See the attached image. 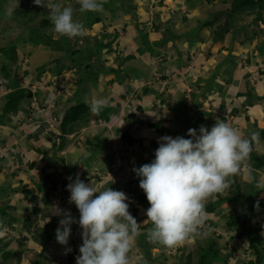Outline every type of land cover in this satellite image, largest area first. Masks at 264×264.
Here are the masks:
<instances>
[{"label":"crops","instance_id":"0c3cea01","mask_svg":"<svg viewBox=\"0 0 264 264\" xmlns=\"http://www.w3.org/2000/svg\"><path fill=\"white\" fill-rule=\"evenodd\" d=\"M143 3L144 1H141L140 5L145 4ZM142 10H144L143 7ZM183 10L178 8L174 11L175 18L177 20L178 18L181 19L177 22L179 25L172 22L169 23L167 20L164 21V18L161 16L162 12L158 11L155 12L154 16L161 24L158 25L154 21L147 30L148 32L143 30L136 33L131 32V29L141 28L136 26V24L131 25L130 15L127 22L125 20L127 15H123V23L115 26L116 28H122V33L119 34L117 31L110 33L108 31L107 35L104 36V33L101 32L100 39L98 40V42L103 43V47L107 48V54H102L100 57L102 63H108L106 68L111 69L113 67L114 70H120L132 58L140 60L146 67L145 71L142 69L134 71L127 69L128 72H122L120 76L113 74V71L109 73L110 69H107L104 72V79L106 84H111V86L108 89L106 88V92L103 95H99L100 97L97 100L103 101L104 107L98 114L94 113L98 118H109L110 114L115 111V105L120 102L119 98H122L126 94L136 95L140 102L139 106H137L139 116L142 120H147L145 121L146 125L143 126L142 135L135 137L132 135L135 138L132 146L136 147V149L129 153V169L124 171L121 167H116L115 169H112L113 166L110 167V164L112 165L113 153V148H111L112 142L109 137L104 138L99 136V134H96V131H93L94 129H90L92 127L88 125L85 116L71 123L63 133H61L58 127L59 121L56 122L50 131H44L45 129H42L44 125L41 128L37 127V123L34 121H31V123L27 121L24 124L20 120H26L27 115H29L24 105L18 111L0 116V194L3 195L0 197V206L7 214L6 217H2L7 232L3 238H0V254L4 249L16 252V248L23 246L32 250L35 254L36 251H45L46 247L52 244L59 245L62 251L64 247L57 243L55 232L45 246L40 244V240L44 234L45 226L49 222H55L58 227L59 219L62 218L56 216L51 211L52 205L58 204L61 209L69 211L71 215L73 212L79 213L75 205L69 203L70 193L66 190L69 183L66 178L69 176L75 178V175L79 173L82 181L89 185L93 184V186L100 190L110 187L112 190L122 191L126 196H137L138 194L124 182L130 174L135 175L134 168L151 163L155 159L154 153L158 147L157 141L160 137L167 135L175 138L180 135V131L177 128L183 132L188 130L184 124L179 125L178 119L182 122V118L186 117L187 124H189L188 121L191 122L192 119L195 120L196 118H203L208 115L207 118H203L206 124L203 123L201 125L210 130L214 125L211 123L212 119L218 118L216 114L221 111L219 116L222 117V120L220 121H223V117L231 115L228 118L229 122H232L231 126L238 128L240 132L253 125L259 127L258 125L263 121L264 117L261 114L260 106L256 112L257 107L254 105L257 106V104L251 103L253 100L248 91L246 89L244 91H236V85L241 75H247L246 77L249 82L250 73L247 70L254 68L252 63L257 64V59L251 54V57L246 58V61L249 63L244 60H241L242 64L235 63L236 59L233 58L232 50L236 49L237 45H232V48L231 44L227 46L223 45L222 40L224 41L225 35L222 39L213 42L219 51L218 55L210 53L209 48L211 46H208L207 49L202 48L204 40L199 37H203L207 32H210L209 29L207 30L203 26L206 25L203 22L211 21L209 18L213 17L210 12L205 18H200L198 17L199 15L196 17L197 14L191 16V13L199 12L195 8H192L191 11L185 9V12L189 11V14L185 15L183 14ZM176 15H178V18ZM140 19L141 14L138 13V17L132 19V21L139 22ZM194 19L195 24H193ZM194 27L196 30L192 33L191 31ZM143 32H145L147 38ZM209 35L211 37V34ZM157 36L162 38L163 41L159 42L160 40L158 39L153 41ZM231 40L233 41V39ZM92 41L94 42V40ZM240 43L244 45L245 42L240 41ZM7 46L2 51L0 50V64L3 62V57L7 55L10 57L14 56V60H19L17 52L9 53ZM12 46L14 50H17L16 45ZM22 47L28 50L32 49L28 45ZM39 50H47L49 52V49L43 46L39 47ZM115 50L120 55L118 62L114 58L113 62L102 60L103 58H111ZM227 54H230L229 60L234 62L233 64L229 60L223 62L222 59H225ZM220 55H222V59L218 60L215 56ZM22 62L24 63L23 66L16 65L13 69L14 73L5 80L6 84L4 86L6 90L4 94L11 92L14 88L13 86L17 87L20 82L30 83L33 81L35 86L38 87L37 89H39L41 100L42 98L45 99L46 95L47 98L51 96L54 99V110L49 115L59 118L73 104L74 90H78L74 83L77 80H75L73 77L74 73H72L75 71V65L69 66L70 68L65 71L68 73H63L62 75L56 70L48 68L44 69L45 71L40 70L38 72L37 68L27 67L30 65L28 58H24ZM27 62L28 65L26 66ZM6 65L2 66L5 67ZM9 67L11 68V66ZM255 67H260V64ZM213 72L215 73L214 79L212 78ZM0 75H3L2 70H0ZM56 79H60V82L55 83ZM193 83L197 85L193 86ZM181 87L188 89L187 96L183 92L184 89L180 90ZM41 88H46L47 93L42 91ZM64 89H67L66 91L68 92L63 93ZM257 89L256 87L254 88L256 92ZM232 92L236 93L237 97L231 101ZM2 97H0L1 107L2 102L5 100V97ZM114 99L115 102H111ZM252 107H255V110ZM131 118L133 119V116H130V120ZM160 118H170V126L168 128L159 127V123L156 122ZM255 119H258V122H253ZM132 121L129 124L130 126L133 124ZM100 126L103 127L97 128L100 135L112 132L109 131L112 125L103 124ZM118 126L121 129L119 133L116 132L119 137L120 133L124 131L130 132L127 126L125 130L121 128L122 124ZM163 129L167 130V134L164 135L162 133ZM81 139L85 141L84 145L92 150L90 153H84L80 157L79 155L82 151L76 147ZM23 140H25L24 144H22ZM78 162L80 163L78 164ZM86 163L90 166L92 173L79 172L77 169L80 164L85 165ZM110 168L111 170L109 171ZM100 178H102V183L99 181ZM252 182L254 181L245 184L247 189L245 194L249 191V194H246V196L250 195L251 200L255 199L258 190H255L254 193L252 192L254 188L252 186L254 183ZM134 183L136 187L139 186V178ZM42 184L44 188H42ZM123 185L125 187H122ZM224 197L226 195L218 194L217 199ZM245 203L250 204L249 207H255V209H252L253 217L255 212L254 219L262 223L263 226L260 233L264 236V222L262 221L264 220V204L260 202L250 203V200ZM237 204L234 200L224 202L217 206L211 214L216 215L217 219L228 214H240L241 204L238 202ZM139 207L142 206L139 205ZM147 209V207L142 208L144 215ZM219 210H223V212H219ZM130 212L132 214V211ZM73 219L76 220L75 218ZM47 220H49L48 223H46ZM143 220H146V218L144 217ZM204 224H206V227L212 226L213 221L211 224L207 221ZM224 226L231 236L234 235V227H228L227 224ZM142 227L148 229L151 226L145 224ZM71 235L73 236V240L76 241L75 249L80 247L82 244L81 230L74 228L72 225ZM241 240L246 241L245 239ZM18 251H23L24 253L23 249ZM58 251H56V258H58V255H61ZM63 252H65V248ZM15 255L17 256V254ZM19 257L18 255L17 258ZM43 257L45 258L41 253L39 260L41 264H45ZM61 257L64 258V255ZM33 260L31 257L27 260V263L33 262ZM245 262L243 263L246 264Z\"/></svg>","mask_w":264,"mask_h":264},{"label":"clouds","instance_id":"9594fccd","mask_svg":"<svg viewBox=\"0 0 264 264\" xmlns=\"http://www.w3.org/2000/svg\"><path fill=\"white\" fill-rule=\"evenodd\" d=\"M6 1L13 4L10 2L11 0ZM6 1L3 0V3L5 4ZM58 1L60 0H29L25 6L18 5L17 9L18 11L24 10L27 5L33 3L38 7L48 9L53 29L59 35L58 39L63 36L70 40L84 35L86 31L84 25L73 18L74 9L71 6H63L57 3ZM78 4L79 11L82 13L85 11L103 13L105 11L104 0H78ZM30 21L26 22L22 17L17 19L14 15L12 23L2 26L3 30L9 29L4 33L8 37L5 39L7 44L16 45L19 39L28 38L30 28L39 27ZM47 27L50 28V23ZM42 30L44 29L42 28ZM44 33L48 34L47 31ZM74 41L75 39H72L71 42L74 43ZM25 45L27 46L29 43H25L23 46ZM6 46H0V50L2 51ZM45 47L51 50L49 47ZM56 59L58 58L53 57L50 58V61L55 62ZM66 62L67 57L63 63ZM4 68L1 66L0 70L3 71ZM0 76V97H5L3 102L14 90L24 88L30 92V96L24 98L15 110L2 114L1 108L0 116L18 111L24 105L29 115L26 114L27 119L20 121H23L24 124L27 121L31 123L37 111L45 109L46 100L40 99L38 87L31 82L19 81L17 87L14 86L11 92L4 94L6 79L2 78L3 75ZM131 95L126 94L125 97ZM125 97L121 99H125ZM50 98L52 97L50 96ZM139 103L137 100V106ZM49 106H54V99L50 100ZM124 106L121 105L119 111L115 108L109 119L113 120L117 114L113 113L116 111L119 116L123 114L125 117L126 114V119L132 116L133 111L130 109L126 111ZM103 107V101L97 100L91 105L90 110L98 114ZM126 108L129 106L126 105ZM61 116L59 118L52 115L46 116L44 121H40L37 116L34 122L39 128L44 125L42 127L45 129L44 131H50L57 121L60 123ZM92 118L94 123L98 124V117L92 116ZM99 121L105 123L102 119ZM105 125H109V123H105ZM187 136L189 137L187 139L183 136L173 138L165 135L160 137L154 153L155 159L151 163L134 168L135 175L130 174L124 182L128 187H136L134 181L139 178L137 188L140 189H132L141 190L149 204L145 213L147 219L142 224L138 223L131 215L130 201L122 191L112 190L110 187L100 190L93 184L89 185L82 181L79 173L75 175V178L72 176L66 178L69 181L66 188L70 193L69 203L74 204L77 208L79 220H74L71 213L61 209L58 204L52 205L51 211L56 216L62 217L59 219L55 237L57 243L65 248V254L72 251L68 247L72 224L78 223L81 229L82 244L79 247V255L76 257L75 264H134L129 253L136 238L142 234L141 226L149 223L152 225L146 232L149 241L166 249L179 248L198 234V230L208 215L206 204L209 199H214L217 194L228 190L234 182V178L242 170L247 172L246 179L249 182L252 180V169L246 162L250 159L253 142L259 143L260 141L259 132L253 131L249 138H245L238 128L225 121L217 120L210 130L201 125L198 130L189 129ZM114 141L116 143L112 156L116 158V149H122L123 154L119 159L121 168L125 171L130 168L128 160L125 159V156L129 154L126 152L128 145L121 141L119 136L114 138ZM115 164L114 159L112 165ZM48 222L49 220L46 223ZM6 232L4 222L0 220V238H3Z\"/></svg>","mask_w":264,"mask_h":264},{"label":"rangeland","instance_id":"374dc122","mask_svg":"<svg viewBox=\"0 0 264 264\" xmlns=\"http://www.w3.org/2000/svg\"><path fill=\"white\" fill-rule=\"evenodd\" d=\"M55 1H57V0H55ZM116 1L117 2L115 4L116 5L115 8L112 5L113 3H111V1H109L111 6H112L111 9H117L115 11L117 14L116 16L111 11H109L110 5H108V7H106V9L103 13L90 12V14L94 13V14L101 15L102 19L99 22L92 24L88 29H86V31H85V34H87L86 38L84 37L83 39H81V38L77 39V40H80V42L76 41V40H75L76 42L74 41L75 44L72 46V50H77L78 52L75 53V57H74L75 60L73 61V63H72V56L69 55L67 57L68 52H64L63 48H58L61 50H55V49L52 50L51 49V50H49V52L47 50L40 51L39 47H41V44L43 42L39 43L37 40H29L28 38H26L25 40L19 39L17 41V44H16L17 50H14V47L10 44L7 46L9 53L17 52V57H19V60L18 59L14 60V58H13L14 56L10 57L9 55H7L6 57H3V60H2L3 62L0 65L1 66L5 65V64H7V65L3 69V72L5 70H6V72L3 73L2 78L8 79L14 73L13 69L16 65L23 66L24 63L22 62V60L24 59V57H28V59L30 61V65H28V62L25 65L26 66L28 65L27 67L31 66L33 69L37 68L38 72L40 70L45 71L44 69H46V68L55 71L56 68L59 67L60 71L59 70H56V71L63 75V73H68V72H65L66 68L68 66H70L71 64H74L75 65V71H73L72 73H74L73 77L75 78V80H77L74 83H75L78 90H74L75 92L73 95V104L84 103L88 106H91L92 103L95 102L94 100H97L99 98V95H103L106 92V88L108 89L109 86H111V84H108V83L106 84V81L104 79V72H106L107 69H110V68H106V65H108V63H106V62L102 63L100 60V57L102 56V54H104V55L107 54V48L103 47L104 46L103 43H98V40L100 39L101 32L104 33V36L107 35L106 33L108 31L110 33L114 32V31H117L119 34L122 33V28H116L115 26H118V24L123 23L122 22L123 15H127L125 17L126 22L131 17V25L132 26H133V24L134 25L138 24V26L141 28V31H143V30L147 31L151 27L152 22L154 23V21H155L158 25L161 24L154 16L155 12H158V11L162 12L161 16H162V18H164V21L167 20L169 23L170 22H172L173 24L176 23V25H179L177 22L181 20L178 18V15H176L178 20L175 18V12L174 11L178 8H180L182 10L188 9L189 11H191L192 8H195V10H197L199 12L198 13H191V16L197 14L196 17L199 15L198 17H200V18H205V16H207V14L209 12L210 13H214V12L216 13L218 11V15H217L218 19L215 21V23L211 27L204 25L207 28V30L208 29L210 30V32L209 33L207 32L205 34V36H203V37H199L202 40H204V44H202V48L207 49L208 46H211V48H209L210 53L218 55L219 51L216 49L215 44L213 43L209 34L212 33V31H211L212 29L215 31H218L224 23H226L227 21L231 22V24H227V25H229L228 28H230V30H235V29H237V30L234 34L231 33L230 31H229V33L225 34V38H224V41L222 40V43H223V45H226V46L228 44H231V48H232V45H237L236 49L232 50L233 58L236 59L234 62L239 63V64H242L241 60H244L245 62H247L246 58L251 57V54H253L255 56V58L257 59V64L252 63V66L254 68L251 70H247L250 73L249 82H248L247 77H246L247 75H245V74L241 75L240 79L238 81V84L236 85V91L239 92V91H244L246 89L252 97L253 102H251V103L257 104V106L254 105L255 107H257L256 112H257V110H259L258 107L260 106L261 114L264 115V80L261 81V79L264 78V53H261V55H259L260 52L257 49L258 43L264 37V3L261 5V8L258 9V11L260 12L261 17H262V22H261L259 20H255V17L257 15L256 7H254V8H242V9L238 10L235 14L231 15V17H229L228 8L230 6L231 0H122V3H121L122 6L120 5L119 0H116ZM141 1H144L145 4L143 3L144 5H140ZM10 2H13V4L9 3L8 1H6V3L4 4L3 0L0 2V46L7 45V41L5 39L8 37L4 33L8 32V30H9L8 28L3 30L2 26H6V25L12 23V17L14 15L16 16L17 19H21V17L18 15L17 6L18 5L25 6L26 4L29 3V0H11ZM187 2H188V4H187ZM57 3H59L63 6H71L74 9L73 15H75L76 13H78L77 11H79L78 0H60ZM130 4L132 5V7H130ZM105 5H107L106 0H104V7H105ZM28 6L29 7L34 6L35 11H37L36 16H34L30 22L33 21L39 27H42L43 21L46 19H49V14H50L49 10L46 8H43V7H38L34 3L31 5H27V7ZM142 7L144 8V10H142ZM161 7H163V8H161ZM141 11H142V13H141ZM171 11H173V12H171ZM85 12H87V11H85ZM188 12L184 11L183 14L184 15L189 14ZM79 13H82V12L79 11ZM138 13L141 14V19L139 20V22L138 21L133 22L132 19L137 18ZM83 14H84V12H83ZM129 15H130V17H129ZM133 15H134V17H133ZM210 19L212 20V18H209V20ZM15 24H17V23H15ZM193 24H195V19H194ZM239 27H241V29H239ZM43 29L45 31H47L48 32L47 35L52 37L54 40L59 38V35L57 33H55V31L53 29V25H52V28L51 27L49 28L46 25L43 27ZM131 32L136 33V32H138V30L136 28H134V29L132 28ZM143 33L145 34V32H143ZM145 36H146V34H145ZM211 36H212V34H211ZM75 38H72V39L74 40ZM146 38H147V36H146ZM41 39H43V37ZM72 39H70V41H72ZM157 39L160 40L159 42L163 41L162 38H159V36H157L155 38V40H153V41H156ZM231 39H233V41ZM43 40L48 41V39H46V38H44ZM92 40H94V42ZM5 41H6V43H5ZM61 41L62 40H60V42ZM240 41L245 42L244 45H241ZM25 43H29L28 46L32 47V49L28 50V49L23 48L22 46ZM62 43H64V42H61L60 44H62ZM72 43L73 42H71V44ZM97 46H99V48H97ZM10 47H12V48H10ZM54 51L58 52L55 56L58 59L54 60L55 62H51L50 61V55ZM116 52L117 51L115 50V52L113 53L111 58H105V59L103 58L102 60L103 61L107 60V61L113 62L115 59L116 62H118L120 55H118V53H116ZM223 53H226V52H223ZM66 57H67V62L63 63V61ZM108 57H110V56H108ZM215 57H217L218 60L222 59V55L215 56ZM223 58H224V55H223ZM238 59H240V60H238ZM222 60H224V59H222ZM116 62H114V63H116ZM229 62L231 64L234 63V62H231V60H229ZM247 63H249V62H247ZM258 64H260V67L256 68L255 66ZM38 65H39V67H38ZM9 66H11L12 69ZM26 66H25V68H26ZM132 66H134V68H132ZM104 68H106V69L103 70ZM127 69L131 70V71L142 69L143 71H145L146 67H145V65H143L141 63L140 60H138L136 58H132L131 60H129V63L125 64L120 70H114V68L112 67L110 69L109 73L111 71H113V74L120 76L121 75L120 73L128 72ZM39 80H41V78H39ZM58 82H60V79L55 80V83H58ZM31 84H34L33 81L31 82ZM196 85L197 84L193 83V86H196ZM255 87H256V89L258 88L260 91L257 89V92H256L254 90ZM41 89H42V91L47 93L46 88H41ZM183 89H184V87H181L180 90L182 91ZM64 90L65 91L63 93L68 92V91H66L67 89H64ZM183 92H185V96H187L188 89L185 88L183 90ZM141 95H142V93H141ZM123 97H125V95L122 96V98ZM235 97H237V94L236 93L234 94V92H232L231 101ZM51 99H53V98H47V95L45 96V100H46L45 109L37 111V114L34 115V117H33V121H35L37 116L39 117L40 121H44L46 116H50L49 113L52 110H54V106H52V107L49 106ZM125 99L119 98L120 102H118L115 105L116 106L115 108L117 110L118 109L120 110L121 105H125L124 108L126 109V111H128L127 109H130L131 111H133V114H131L133 116V119H132L133 124H131V126L129 125L131 122L130 117L126 119V117H127L126 114H125V117H123V114H120V116H119L118 115L119 110H118V111L113 113V114L117 113L115 115V117H113V120H110L109 118H102V120L105 123H109V126L112 123V128L109 130L112 132H110L108 134L100 135V132H98L99 130H97V128L101 127L100 124L99 123L94 124V119L92 118V116H85V119H88V125H90L92 127L90 129H94L93 131H96V134L97 135L99 134V136H102L104 138H108V137L110 138V141L112 142L111 148L115 147L116 142L114 141V138H118L116 132L119 133L120 132L119 130H121L119 128L120 126H118V125L122 124L121 128L123 130H125V127L127 126L129 128L128 130L131 132V134L134 137L142 135L141 133L143 130V126L146 125L145 121L147 119L142 120L139 116L140 114L138 113V108H137V104H136V101L138 99H137L136 95L132 94L131 96L125 97ZM111 102L114 103L115 99H114V101L112 100ZM213 103H214V101H213ZM126 105H128L129 108H126ZM255 107H252V109L255 110ZM1 108L2 107L0 105V111H1ZM227 108H228V106H227ZM220 114H221V111L217 112L216 115H218V118L212 119L213 121H211V122L212 123L214 122L213 124H215L217 120H222V117L219 116ZM230 116L231 115H227V117H223L224 118L223 121H225L229 125H232V122H229V119H228ZM207 117H208V115L204 116L203 118H207ZM100 119L101 118H98L97 121H99ZM108 120H109V122H108ZM122 120H124V121H122ZM134 122H135V126H134ZM178 122H179L180 126L184 124L185 126H187L188 129H190L188 127L186 117L182 118V122H180V119H178ZM253 122H258V119H255ZM156 123H159V127L168 128L170 126L171 122H170V118H160ZM173 125H175V124H173ZM260 125L263 126L262 122H260ZM260 125H258V126L260 127ZM101 128H103V127H101ZM250 129H252V128L250 127ZM177 130L180 131L179 136H183L186 139L188 138V136H187L188 130L185 132H183L182 130H179L178 128H177ZM241 133L243 134V136L245 138L250 137L249 132L247 131V128L243 129L241 131ZM84 142L85 141L83 139H81L78 142V145L76 147L77 149L82 151V153L79 155L80 157L84 153H86V154L90 153V151L92 150L91 148L85 146ZM24 143H25V140L22 141V144H24ZM79 150H77V151H79ZM252 151L264 154V140H262L261 136H260L259 143L253 142ZM128 158H129V154L125 156L126 160H128ZM114 159H115V157L112 156V160H114ZM79 163L80 162H78V164ZM246 163L251 167L252 173H253V178H254L253 179L254 184H252V186H254L253 192H255V190L258 189L255 199H253V200L250 199V203L260 202V203L264 204V201H263L264 200V165L260 166V167H252L250 165L249 160ZM72 165L75 166L76 164H72ZM112 166L113 165L110 164V167H112ZM116 167H119V168L121 167V160L119 162H116V164L112 167V169H115ZM77 169L79 170V172L82 171L83 173H86V172L92 173V171L90 170V166H88L87 163L85 165L80 164ZM110 170H111V168L109 169V171ZM104 176H105V172H104ZM246 176H247V172L242 170L241 173L234 178V181L236 182L234 187L239 189L240 197L242 200L246 197V194H249V191H248V193L245 194V192L247 191L245 184L251 183V181L249 182V180L246 179ZM99 181L102 183V178H100ZM114 184H118V183H114ZM122 187H125V186L123 185ZM122 187H120V189H122ZM234 187H232V185H231L230 188L222 194L226 195V196L230 195L234 191L233 190ZM42 188H44L43 184H42ZM137 189H140V188H137ZM134 192L137 194V193H141L142 191L141 190H134ZM140 195L145 197V194L143 192ZM1 196H3V195L0 194V197ZM127 197L130 201L129 211H131V209L133 207L137 210L136 212L139 211L138 213H135L134 215L131 214V215L133 217L135 216L137 222L142 224L143 221H145V220H143L144 214L142 213V208H144V207L149 208V204H145V205L141 204L140 201L138 200V196H135V195L134 196H127ZM236 204H237V202H236ZM139 205H141L142 207H139ZM249 205L250 204H246V203L241 204L240 212L242 210L247 211L249 208ZM256 205H259V204H256ZM221 211L223 212V210H219V212H221ZM219 212H217V213H219ZM249 212L252 213L253 210H249ZM217 213H215V214H217ZM229 215L230 214H228L226 216L224 215V217L217 219V217H215L216 215L208 214L207 217L205 218V222L207 221L209 224H211V222L213 221L212 226L206 227V224H204L205 223L204 222L203 225L198 230V234L194 237V239H192L191 241L185 243L183 246L176 248V249H166L159 244H156V243L149 241L145 235V237L143 239L142 238L141 239L144 240L145 244L147 245V251H148L147 254H149V256H147V254L145 253L146 249L142 247V241L140 239H139L140 240L139 241L136 238V240L134 241L133 248H132L131 252L129 253V256L131 259L134 260V264H174V262L175 263L178 262L179 257H182V260H184L187 256L190 257V259L192 261H195L197 247L206 244V240L208 238H212L215 242V247L221 248L223 254H225L226 256L229 257L225 261L215 262L213 264H244L243 263L244 261L253 260L255 258V256L253 255V253L249 249L247 241H243L241 239L233 240L232 238L228 239V237L231 236V234H229L227 232L224 225H226V221H227ZM232 215H236V213H234ZM72 217L75 218L76 221H78L79 220V213L73 212ZM254 218H255V212H254V217H253V213L251 214V217L249 219V224L252 226H255V227H262L263 226L262 223L256 221ZM259 220H261V219L259 218ZM262 221L264 222V220H262ZM72 225L74 228L81 230L78 223H74ZM149 225L152 226L150 223H149ZM146 230H147V228H144L141 226V233H142L141 235H143ZM236 231H237V228L234 227L233 234H235L234 232H236ZM75 242L76 241L73 240V236L70 235L68 247H70L72 249V251H75L76 255H78L79 254V247H77L75 249ZM262 247H263V253H264V244H262ZM231 248L233 249V254L231 256H229V250ZM17 249L18 250L23 249L24 253H23V251L19 252ZM63 249L61 251V248H59V245L52 244V245L46 247L45 251H43V252L42 251H39V252L36 251L34 254L32 252V250L27 249L26 247L24 248V246H23L21 248H16L17 256L18 255L20 256L19 258H17V256L15 255L14 257H11L10 259L4 261V260H2V255L0 254V264H15L17 259L20 262V264H28L27 260H29L31 257L34 260L40 259V255H39L40 253H42L45 256V258L43 257V259L45 260V264H67L68 256L65 254V252H63ZM56 251H58V253L61 254V255H58V258H56L57 257ZM33 255H34V257H33ZM62 255H64V258L61 257ZM29 263H31V262H29Z\"/></svg>","mask_w":264,"mask_h":264},{"label":"trees","instance_id":"16d2710c","mask_svg":"<svg viewBox=\"0 0 264 264\" xmlns=\"http://www.w3.org/2000/svg\"><path fill=\"white\" fill-rule=\"evenodd\" d=\"M106 1H107V5H105L104 9H106V7H108V5H110L109 11H111L116 16L117 14L115 11L117 9H111L112 6H111L109 1H111V3H113L112 5L114 8L116 6L115 4L117 1L116 0H106ZM119 1H120V5L122 6V4H121L122 0H119ZM263 3H264V0H231L230 6L228 8L229 17H231V15L235 14L238 10H240L242 8H254V7H256L257 15L255 17V20H259L262 22V17H261L260 12L258 11V9L261 8V5ZM187 4H188V2H187ZM130 7H132L131 4H130ZM77 12L78 13L73 15V18L75 20L81 22L84 25L85 29H88L92 24L97 23L102 19L101 15H98V14H94V13L90 14V12H84V14H83V13H79V11H77ZM36 14H37V11H35L34 6L29 7V9L27 7H25L24 10L18 11V15L21 16L22 18H24V20L26 22L31 20L34 16H36ZM210 14H211V16H213L212 20L203 22L208 27H211L215 23V21L218 19L217 18L218 11L216 13L214 12V13H210ZM133 17H134V15H133ZM49 23H50V27L52 28V23L49 19H46L43 21L42 27L30 28L29 33H28L29 40H37L39 43L43 42L44 44H41V46H43V47L47 46L52 50H54V49L55 50H61L58 48H63L65 50V52H68L67 57L69 55L72 56V63H73V61L75 60V58H74L75 53L78 52L77 50H72V46L75 43H73L71 45V41L67 37L61 36L60 39L54 40L49 35L45 34L44 33L45 31L42 30V28L46 25L49 26ZM227 24H231V22L227 21L226 23H224L218 31H215L213 29L211 30L212 31L211 38H212L213 42H215L219 39H222L225 34L229 33V31L233 34L236 32L237 29L230 30V28H228L229 25H227ZM35 26H38V25L35 24ZM136 26H138V24ZM239 29H241V27H239ZM137 30L139 32H142L141 29H139L138 27H137ZM195 30H196V28L194 27V28H192L191 32L194 33ZM86 35L87 34L84 33V35L78 36L75 40L80 42V40H77V39H79V38L83 39L84 37L86 38ZM42 37H43V39L44 38L48 39V41L41 39ZM60 40H62L61 42H64V43L60 44L61 43ZM98 43H100V42H98ZM65 44H66V47H64ZM97 48H99V46H97ZM257 49L260 53H264V37L258 43ZM57 53L58 52L54 51L50 55V58L55 57ZM229 57H230V54H227V56L225 57L223 62H226V60H229ZM70 66H72V64ZM218 67H219V65H218ZM67 68H70V67L68 66ZM56 70L60 71V68L57 67ZM214 72L212 73L213 79L215 77ZM29 96H30V92L27 89L21 88V89L14 90L10 95L7 96L6 101L3 102L4 104L2 106V114H6L8 112L15 110L17 108L18 104L24 98H27ZM248 97H249V95H248ZM90 108H91L90 106H88L84 103H75V104H72L69 108H67L62 113V116L60 118V123L58 125L61 132L63 133L71 123L75 122L76 120L81 118L83 115L89 114V116L90 115L95 116L94 113L90 110ZM236 108L238 109V107H236ZM236 108H235V110H237ZM131 121H132V118H131ZM261 122H262L263 126H261L259 123L260 127H257V126L255 127L253 125L251 127L252 129L248 128L247 130L249 132V135L253 131L259 132L262 140H264V117H263V121H261ZM188 123H189L188 127L190 129L192 128V129H197V130L199 129V126L201 124H203V123L206 124V122L204 121L203 118H196L195 120L192 119L191 122L188 121ZM162 133L164 135L167 134V130L163 129ZM120 139H121V141L125 142L128 145L126 152L130 153V152L135 151L136 147L132 146L133 142L135 141V138L132 136V134L130 132L124 131V132L120 133ZM249 161H250V165L252 167L263 166L264 165V154L252 151L250 154ZM253 179L254 178H253V173H252V180L251 181H254ZM252 183H254V182H252ZM235 184H236V182L234 181L231 184L232 187H234ZM132 188H137V187H132ZM233 190L234 191L230 195H227L224 198L217 199V196H218V194H217L214 199H209L207 204H206L207 213L208 214L213 213L215 211L216 207L219 206L220 204L224 203V202H230V201L234 200L240 204H243V203L247 202L248 200H250V197H249L250 195L246 196L242 200L240 197L239 189L234 187ZM252 192H253V189H252ZM137 196H138V200L140 201L141 204H144V205L148 204L146 197L140 196V195H137ZM253 208L255 209L254 206H250L247 211L242 210L240 212V214H236V215L231 214L228 216V219L226 221L227 226L237 228V231L235 232V234L232 236H229L228 239L240 238V239H245L247 241L248 247L251 250V252L253 253V255L255 256V258L253 260H247L245 262L246 264H264V253H263V247H262V244L264 242V236H262L260 233L261 227H255V226H252L249 224V219H250L251 214H252L251 212H249V210H252ZM131 211H132V214L134 215L137 210L135 208H132ZM6 216H7L6 212L0 206V218H1V220L3 221L2 217H6ZM144 217L147 218L146 215H144ZM56 229H57V225L55 222H49L45 226L44 234L40 240V244L42 246L46 245V243L51 238L52 234L55 232ZM145 235L146 234L144 233L143 235H140L139 237H137V239L138 240L140 239L142 241V247L146 249L145 253L147 254V252H148L147 251V245L145 244V241L142 240L145 237ZM15 254H17V252H14V251L8 250V249L4 250L1 252L2 260L6 261V260L10 259L11 257H13ZM232 254H233V249L231 248L229 250V256H231ZM40 255H41V253H40ZM67 256H68L67 264H75L76 252L71 251V252L67 253ZM147 256H149V254H147ZM228 258H229L228 256L223 254L221 248L215 247L214 240L212 238H208L206 240V244L197 247L195 261H192L190 259V257H188V256L184 260H182V257H179L178 262H176V263L174 262V264H213L215 262L225 261ZM39 260L40 259H36L33 262L28 263V264H41L39 262ZM15 264H20L18 259H17Z\"/></svg>","mask_w":264,"mask_h":264},{"label":"built area","instance_id":"2783aa9c","mask_svg":"<svg viewBox=\"0 0 264 264\" xmlns=\"http://www.w3.org/2000/svg\"><path fill=\"white\" fill-rule=\"evenodd\" d=\"M97 123L103 124L101 121H97ZM123 154L122 149H116V158H115V162H119L120 161V156Z\"/></svg>","mask_w":264,"mask_h":264}]
</instances>
